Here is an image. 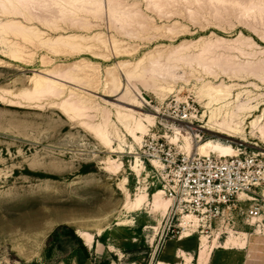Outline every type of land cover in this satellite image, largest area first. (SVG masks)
<instances>
[{
    "label": "rangeland",
    "instance_id": "rangeland-1",
    "mask_svg": "<svg viewBox=\"0 0 264 264\" xmlns=\"http://www.w3.org/2000/svg\"><path fill=\"white\" fill-rule=\"evenodd\" d=\"M112 1L115 15L105 0L106 7L98 17H86L89 28L59 23L56 34L91 39V48L83 52L52 54L26 45L32 59L14 63L3 57L9 46L0 36V61L5 63L0 67L1 89H19L31 70L81 62L92 69L86 75L96 84L98 94L108 91L123 101L135 97L140 105L144 103V112L156 111L153 125L136 141L127 132L132 120H125L123 111L119 115L114 106L104 103L111 99L98 95L90 98L87 123H98L104 110L110 114L105 147L81 125V120L66 119L48 102L41 109L0 104L4 116L0 115V264H65L72 258L83 264L90 258L95 264H132L138 260L137 264H152L151 256L163 241L174 236L177 239L180 234L181 239L185 237L181 223L187 216L196 219V228L192 227L189 234L193 233L197 247L200 237L209 241L217 238L220 248L216 249L240 254L235 264H264V185L256 190L253 201L242 203L246 210L257 206L260 210L256 216L245 222L238 219L233 226L215 222L208 228V223L201 222L203 218L181 211L166 192L167 174L161 172L160 164L149 162L156 154L163 155L168 163L197 154L188 151L177 131L187 124L194 128L195 143L212 140L229 145L236 151L230 156L244 151L264 154V138L260 136L264 129V0ZM253 3L256 7L246 11L245 7ZM7 20L8 16L0 14V25ZM239 37L245 40L235 44ZM219 38L223 41L212 48V54L196 57L199 40ZM182 45L189 47L182 55L188 57L176 60L172 52ZM43 57L51 61L46 67L41 64ZM152 60L162 65L159 75L136 80L131 76L130 82L121 76L124 68L131 67L128 71L132 72L139 62L142 70L152 68ZM108 72L119 77L118 89H106ZM208 83L229 86L232 96L242 93L243 100L249 97L251 105L256 106L249 116L233 117L230 124L233 128L236 124L239 133L234 138L195 129L202 125L198 122L202 115L210 113L198 96L200 87ZM253 120L257 122L251 127ZM123 190L132 200L145 191L147 204L139 211L128 212ZM159 190L162 199L170 201L166 212L153 206V194ZM65 227L75 233L80 230L92 234V247H85L76 234L83 250L70 243L63 235ZM98 230L103 231L100 236H96ZM195 239L186 247H193ZM196 258L197 254L192 264H196ZM178 263L186 264L182 259Z\"/></svg>",
    "mask_w": 264,
    "mask_h": 264
},
{
    "label": "bare ground",
    "instance_id": "bare-ground-1",
    "mask_svg": "<svg viewBox=\"0 0 264 264\" xmlns=\"http://www.w3.org/2000/svg\"><path fill=\"white\" fill-rule=\"evenodd\" d=\"M113 2L114 1L112 0H107V5L109 8H112V15H115ZM103 7H106L105 0H0V14L6 17L8 16V20L0 25V36L9 46V51L7 53H3V57L14 63L22 64L29 62L32 59L33 54L31 53V51L28 52L26 50V45L36 46V48H41L52 54H58L63 51H65L64 53H66V51H69L68 53H78L83 52L86 49H90L91 47H89V40L91 39L88 40L82 35L72 33L65 35L56 34L59 31V23H72L75 25L77 24V26L80 25L81 27H78L80 29L82 27L87 28L89 24H86V17H98L102 12ZM255 7L256 6L253 3L245 7V10L248 11L249 9ZM125 15L127 16L128 13H125ZM18 19H21V21H18ZM75 25L71 26H74L76 28L77 26ZM48 31L53 32L55 35H48ZM9 37H12L13 40H19L21 43L14 42L13 40H10ZM239 38L240 39L237 38L236 40H234L235 44H240L242 40H245L243 37ZM222 41L223 39L221 38L216 39V41L199 40V42H197L199 43V45L195 46L198 47L199 50L198 54H196V57L202 58L206 54L211 53L212 48L220 45ZM188 48V46L185 47L184 45L180 46L179 48H175L172 52V55L176 56V60L185 59L188 56L182 55L184 51L188 50ZM40 60L42 66L44 67L51 63V61H49L48 58L45 57L41 58ZM151 65L152 68H144L142 70L141 62L136 63L133 65L132 72L134 73V75L132 74V72L128 71L131 67H127L123 69L124 72L121 73V76H123L124 79L130 82L132 81V77L134 78V80H136L137 78L140 79L141 77L146 78L148 77V75H159L161 73L159 71V68H162V65L155 60L151 61ZM0 67H5V63L0 61ZM87 71H92V69H89L88 66L81 62H75L66 67L57 66L52 69L49 68L45 70H31L32 74L26 78V84L22 85L19 89L14 91L11 89L0 88V104L5 107L24 108L20 105H26L29 108L38 107L39 109H41L40 106H42L44 102H48L50 106H52L62 116L66 117V119H70L71 121L72 119L81 120V125H85L94 138L101 140L104 146L108 147L107 133L111 124L109 119L110 114H108V112L104 110L101 113V119L98 123H87V120L90 119L88 116L90 108L87 106L88 102L91 100L90 98H95L96 95L102 96L111 99L110 102L104 100V103L114 106L117 109V114L120 115L123 111L125 120H132V125L129 129H127V132L129 137H132L136 141H139L141 136L147 132L148 127L153 125V114L154 112L156 114V111H153V114L144 112L142 109L144 103H142L143 105H140L139 101H137L135 97H129L127 101H123L121 97H115L117 95L110 96L109 94H107L109 93L108 91L102 94H98L95 89L96 84L89 80L86 75ZM117 78L119 77L114 76L112 72H108V79L105 86L107 90L118 89ZM211 85L210 83L203 84L198 91L200 101L206 102V108L210 110V113L206 114V116L202 115V117L198 121L202 125L197 126L195 129L197 131H205L207 133H215L216 135H223L225 137L234 138L233 135L237 134L238 131L237 128H235L236 124L234 128L230 124V122L233 121V117L240 119L241 117L249 116L256 109V106L251 105L252 99L249 97H246V99L243 100L244 97H242V93H238L236 96H232V88L229 86ZM85 96H89V98ZM5 102H7V104H5ZM222 112H225V114L223 115ZM6 115L8 114L6 113ZM2 117L4 119V116L1 115V118ZM29 120L27 119L28 122H30ZM257 120H253L250 123L251 127L256 124ZM258 121H260V119ZM181 126L179 129H177V131L183 137V140H185V142L187 143L188 151L192 150V152L202 156H211L209 154L212 153L213 155H219L223 157H230V155L236 152L232 149L231 146L222 145L212 140H208L205 142L199 141L198 143H195L193 142L195 134L192 133L194 132V128H192L188 124ZM27 128L29 127L27 126ZM87 128H84V130H87ZM28 133H30V131ZM260 136L264 138V129H261ZM241 142L245 141L241 139ZM107 162L110 164L111 161L108 160ZM151 163L157 164L156 161ZM107 169L109 170V168ZM39 192L41 191H38V193ZM122 193L126 199L124 209L128 212L141 210L143 205L147 202V193L145 191L139 193L134 200L130 198L129 193H127L126 191L123 190ZM48 194L46 195L50 197L51 195L49 196ZM162 195L163 192L161 190L153 194V206L155 209L160 208V210L163 209L164 212H166L169 208L170 201H164L162 199ZM242 196L244 195H241V197ZM106 204L108 205V202ZM195 220L196 219L191 216L184 217L181 223V228L185 230L186 238L190 236V229H192V227L196 228ZM118 225L123 224L118 223ZM102 232V230H98L96 236H100ZM76 234L83 241L85 247H92V243L94 241V237L92 234L80 230L76 231ZM217 245V238H214L213 241H209L205 237H200L196 264H208L214 249L220 248L219 245L218 247ZM221 248L224 247L221 246ZM179 256L186 264H192V256H187L182 253H180Z\"/></svg>",
    "mask_w": 264,
    "mask_h": 264
},
{
    "label": "built area",
    "instance_id": "built-area-1",
    "mask_svg": "<svg viewBox=\"0 0 264 264\" xmlns=\"http://www.w3.org/2000/svg\"><path fill=\"white\" fill-rule=\"evenodd\" d=\"M260 155L264 156L246 151L230 157L195 154L168 163L163 155L156 154L149 162L162 166L161 172L168 178L166 192L182 212L203 218L201 222L208 223V228L215 222L228 227L238 219H252L260 210L257 206L247 210L242 207L243 202L253 201L256 190L264 185V158Z\"/></svg>",
    "mask_w": 264,
    "mask_h": 264
},
{
    "label": "crops",
    "instance_id": "crops-1",
    "mask_svg": "<svg viewBox=\"0 0 264 264\" xmlns=\"http://www.w3.org/2000/svg\"><path fill=\"white\" fill-rule=\"evenodd\" d=\"M195 239L193 235L189 237H184L183 239L177 238V239H167L165 242L161 245L160 248L156 249L155 253L151 256L152 264H158V263H164V264H179L178 261H180V253L185 255H190L193 257V261L195 262V257L197 254V243L195 239V244L193 247L189 248L186 247V243L189 240ZM89 249V248H88ZM232 250H224V249H216L212 252L209 263L208 264H235V258L237 256L239 257L240 254L236 252H231ZM238 259V258H237ZM72 260V261H71ZM86 264H95V259H87ZM138 261L132 262V264H137ZM64 264V263H62ZM65 264H83L78 263V260L74 258L67 260ZM184 264V263H183ZM195 264V263H194ZM239 264V263H238ZM241 264H244L243 262Z\"/></svg>",
    "mask_w": 264,
    "mask_h": 264
},
{
    "label": "trees",
    "instance_id": "trees-1",
    "mask_svg": "<svg viewBox=\"0 0 264 264\" xmlns=\"http://www.w3.org/2000/svg\"><path fill=\"white\" fill-rule=\"evenodd\" d=\"M64 229H65V231H64L63 235L65 236V238H67L70 243L71 242L75 243L76 245H78L83 250L81 240L75 235V232L72 229L67 228V227H65ZM55 235L56 234L54 233V236ZM32 264H37V263H32Z\"/></svg>",
    "mask_w": 264,
    "mask_h": 264
},
{
    "label": "water",
    "instance_id": "water-1",
    "mask_svg": "<svg viewBox=\"0 0 264 264\" xmlns=\"http://www.w3.org/2000/svg\"><path fill=\"white\" fill-rule=\"evenodd\" d=\"M76 234V233H75ZM77 235V234H76Z\"/></svg>",
    "mask_w": 264,
    "mask_h": 264
}]
</instances>
